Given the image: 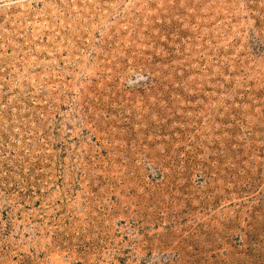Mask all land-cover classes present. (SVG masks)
<instances>
[{
    "label": "rangeland",
    "instance_id": "1",
    "mask_svg": "<svg viewBox=\"0 0 264 264\" xmlns=\"http://www.w3.org/2000/svg\"><path fill=\"white\" fill-rule=\"evenodd\" d=\"M0 264H264V0H0Z\"/></svg>",
    "mask_w": 264,
    "mask_h": 264
}]
</instances>
